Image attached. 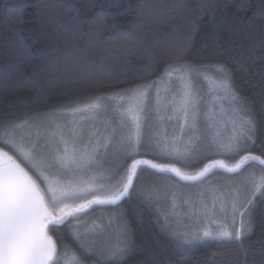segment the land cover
Wrapping results in <instances>:
<instances>
[{
    "label": "trees",
    "instance_id": "obj_1",
    "mask_svg": "<svg viewBox=\"0 0 264 264\" xmlns=\"http://www.w3.org/2000/svg\"><path fill=\"white\" fill-rule=\"evenodd\" d=\"M262 5L264 0H0V125L27 121V128L71 113L97 97L160 81L171 64L214 74L223 68L256 123L252 142L239 155L264 158V17H253ZM0 147L35 173L2 134ZM239 155L170 161L194 173L215 159L233 164ZM260 172L264 167L249 161L238 172L214 168L205 177L238 181ZM143 179L191 183L140 165L128 197L90 208L122 214L131 230L129 251L113 261L90 255L86 264H264V196H255L251 229L240 241L187 242L165 226L158 204L145 198ZM49 233L61 250H79L67 224L50 225Z\"/></svg>",
    "mask_w": 264,
    "mask_h": 264
},
{
    "label": "snow or ice",
    "instance_id": "obj_2",
    "mask_svg": "<svg viewBox=\"0 0 264 264\" xmlns=\"http://www.w3.org/2000/svg\"><path fill=\"white\" fill-rule=\"evenodd\" d=\"M264 17V5L253 13L255 16ZM226 79L210 81L212 91L218 93L217 99L229 101V112L221 107L220 115L227 117L231 125L230 134L224 138L219 132L213 135L210 143L205 146L214 149L217 154L224 153L239 155L246 150V145L253 140L256 123L250 108L237 95L229 83L228 71L219 69ZM193 69L186 64H171L164 72L160 81L149 85L137 86L121 93H116L110 99L116 101L114 111L120 116L119 125L127 128V134L121 135L119 144L129 155L134 156L139 152L143 127L147 120V108L150 92L155 89L152 98L154 112L159 121L165 119L177 122L178 133L171 139L164 134H157V146L163 142V150L169 155L176 156L187 164L188 157L199 155L201 149L196 141L199 136L195 134L197 120L200 115V96L195 90L191 74ZM173 78L178 83V88L170 95H161L160 85H165L163 91L170 92L168 85ZM207 79V77H205ZM103 97L70 109L73 117L76 113H86L89 118H94L103 105ZM167 116L161 113H169ZM209 127L214 128L218 121L216 108L210 106L206 113ZM83 119V117H81ZM22 123H8L0 125V134L3 143L10 146L22 157L23 161L37 174L44 188L29 170L4 147H0V264H86L85 258L90 255L104 256L108 261L116 260L125 255L133 241L131 230L125 223L118 239L108 248L95 250L92 242L84 238V233L79 229L80 214L92 205H117L129 196L133 187V179L140 165H149L151 168L162 172H172L186 181H199L214 168H222L227 172L235 173L249 161H259L264 165V158L251 153L239 155L237 162L228 164L224 160L216 159L205 164L194 173L181 171L175 164H158L151 160L132 159L131 164L122 174L117 175L110 170L109 177L103 173L90 174V169L99 161L101 150L113 143L116 137V128L111 125L106 129L107 134L101 136L99 130H94L92 137L87 142L81 143L82 130L79 121H71L72 128L65 134L63 128L56 124L49 129V145L52 153L38 155L35 144L26 146L22 137L15 135V130L21 128ZM185 129L193 131V136L184 140ZM166 131V130H165ZM40 133L37 131V136ZM183 143V147L178 146ZM64 173H70V178L62 179ZM112 177H115L112 179ZM110 180L111 182H100ZM264 196V172L259 177H254L252 195L246 200L240 199L238 188H232L225 193H213L211 205L203 198L200 192L199 208L193 211V218H203L206 223L195 231L184 232L182 235L187 241L189 238L197 240H235L240 241L251 229V211L255 196ZM145 198L149 201L158 200L159 193L151 191ZM232 215V223L239 217V227L230 229L227 223H217L216 209ZM175 207V204L173 205ZM165 226L168 216L164 217ZM67 224L71 235L78 243V249L69 251L58 248L56 240L49 235V226L53 228ZM215 226V227H214ZM99 226H93L96 231ZM87 231V230H86Z\"/></svg>",
    "mask_w": 264,
    "mask_h": 264
},
{
    "label": "rangeland",
    "instance_id": "obj_3",
    "mask_svg": "<svg viewBox=\"0 0 264 264\" xmlns=\"http://www.w3.org/2000/svg\"><path fill=\"white\" fill-rule=\"evenodd\" d=\"M219 73V74H218ZM218 73H210L202 71L200 69H193L191 74L194 82L195 90L199 93L200 104L199 112L200 115L197 120V129L195 134L199 136V140L196 141L197 147L201 149L199 155L191 157L200 160L203 157L214 155H230L220 153L217 154L214 149H209L207 146L213 135L219 132L222 137L226 138L230 134L231 125L227 123V117L220 115L221 107L225 112H229V101L217 99L218 93L212 91V85L210 81H220L226 79L222 74L223 72L218 70ZM207 77V79L205 78ZM162 91L161 95H170L175 92L178 88V83L173 78L172 82L168 87L170 88L169 93H165L163 88L165 85H160ZM150 99L147 108V120L143 127V137L140 145L139 152L134 156H129L119 144V138L121 135H126L128 129L121 128L119 125L120 116L114 111L116 101L107 98L103 101L104 107L98 111L94 118H89L86 113H76L75 117L71 113L60 115L58 117L48 118L42 123H37L27 128H18L15 130L17 137H22L26 146L30 147L35 144V152L38 155H47L51 158V151L49 141V129H52L56 124H59L65 134H68L72 128L73 119L79 121L78 127L82 130L80 136V142H87L92 137L94 130H99L101 136L106 135V129L111 125L116 128V137L113 143L107 147V150H101L98 157V163L90 169V174L103 173L105 177H109L110 170L115 173L122 167L130 158L139 157L147 158L160 164H175L170 161L180 159L176 156L169 155L168 151L163 150V142L160 146H157L155 141L159 138L157 134L167 135L169 138V147L171 148V139L178 133L177 122L175 120L165 119L159 121L154 112L153 97L155 95V89L150 92ZM210 106L216 108L218 121L214 128L209 127V121L206 113ZM167 116L169 113H161ZM83 117V119H81ZM166 130V131H165ZM37 131L40 135L37 136ZM189 136H193V131L185 129L184 140L186 141ZM178 146L183 147L181 142ZM247 149V148H246ZM149 155H155L156 159L149 157ZM190 158V157H188ZM187 158V159H188ZM176 166V164H175ZM30 172V171H29ZM32 173V172H30ZM260 172L259 174H261ZM35 179L39 178L37 174L32 173ZM70 173H64L62 179L70 178ZM259 176V175H258ZM254 174L250 173L244 178L238 181H227L224 178H202L199 181L191 182L189 184L179 183H159L149 182L148 179H143L140 187L146 194L155 191L159 193L160 198L154 201L158 204L161 211L164 212L165 216H168L167 224L171 227V231L177 237L185 240L182 233L193 232L199 226L206 223L203 218H193V211L195 208H199L200 192L203 191L204 200L211 205L213 193H225L230 191L232 188H238L240 191V199L246 200L247 194L252 193V183L254 180ZM113 178V177H112ZM38 182V180H37ZM100 182H111L110 180H101ZM39 183V182H38ZM175 204V207L173 205ZM93 209V208H92ZM89 209L80 214L79 229L84 233V238L92 242V246L95 250L99 251L102 248H108L111 246L119 237L121 228L123 226V216L115 208L99 207L95 210ZM164 216V217H165ZM232 215L230 210L227 213L219 211V207L216 209V221L217 223H227L230 229L239 227V217L236 218V223H232ZM93 226H99L96 231H92ZM215 227V226H214ZM87 230V231H86ZM247 234V233H246ZM245 234V235H246ZM244 235V236H245ZM208 240V239H203ZM186 241V240H185ZM200 241L197 239L189 238L187 242ZM232 241V240H222ZM96 259L108 261L104 256L92 255Z\"/></svg>",
    "mask_w": 264,
    "mask_h": 264
},
{
    "label": "water",
    "instance_id": "obj_4",
    "mask_svg": "<svg viewBox=\"0 0 264 264\" xmlns=\"http://www.w3.org/2000/svg\"><path fill=\"white\" fill-rule=\"evenodd\" d=\"M5 150H6V149H5ZM247 154H248V153H247ZM251 154L256 155V156H260V155L254 154V153H251ZM260 157H261V156H260ZM262 158H263V157H262ZM137 159L151 160V159H147V158H137ZM215 160H216V159H215ZM151 161H152V160H151ZM153 162H154V161H153ZM210 162H211V161H210ZM210 162H208V163H210ZM255 162H257V163L260 164L259 161H255ZM154 163H156V162H154ZM158 164H160V163H158ZM260 165H261V164H260ZM146 166L150 167L149 165H146ZM262 166L264 167V165H262ZM176 167H177V166H176ZM242 168H243V166H242ZM242 168H241V169H242ZM153 169H154V168H153ZM220 169H222V168H220ZM241 169H240V170H241ZM155 170L159 171L158 169H155ZM222 170L226 171L225 169H222ZM238 171H239V170H238ZM238 171H237V172H238ZM161 172H162V171H161ZM226 172H227V171H226ZM170 173H172V172H170ZM229 173H232V172H229ZM30 174H31V173H30ZM172 174H173L176 178H178L179 180H181V181H185V182H195V181H186V180H183V179H181L180 176H177L175 173H172ZM206 176H207V175H206ZM202 178H204V177H202ZM202 178H201V179H202ZM134 179H135V177H134ZM134 179H133V182H134ZM124 199H125V198H124ZM124 199H123V200H124ZM123 200H122V201H123ZM122 201H120V202H122ZM120 202H119V203H120ZM105 205H111V204H105ZM92 206H94V205H92ZM92 206H91V207H92ZM91 207H90V208H91ZM90 208H88V209H90ZM88 209H86L85 211H87ZM49 235H50V233H49ZM51 236H52V235H51ZM53 239H54V238H53Z\"/></svg>",
    "mask_w": 264,
    "mask_h": 264
}]
</instances>
